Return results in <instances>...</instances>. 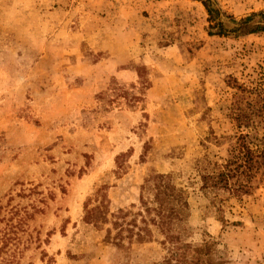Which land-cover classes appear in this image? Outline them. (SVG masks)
<instances>
[{
  "label": "rangeland",
  "instance_id": "obj_1",
  "mask_svg": "<svg viewBox=\"0 0 264 264\" xmlns=\"http://www.w3.org/2000/svg\"><path fill=\"white\" fill-rule=\"evenodd\" d=\"M216 2L237 19L264 10ZM209 26L196 0H0V264H158L155 227L119 248L111 223L83 219L100 189L109 218L141 209L153 172L187 191L186 242L264 264V169L242 201L201 188L240 135L262 146L264 31Z\"/></svg>",
  "mask_w": 264,
  "mask_h": 264
},
{
  "label": "trees",
  "instance_id": "obj_2",
  "mask_svg": "<svg viewBox=\"0 0 264 264\" xmlns=\"http://www.w3.org/2000/svg\"><path fill=\"white\" fill-rule=\"evenodd\" d=\"M200 1L208 13L211 35L243 36L264 31V10L254 12L244 18L237 19L226 14L218 6L216 0ZM226 16L227 22L223 20ZM261 109L264 111V92ZM239 123H243L242 121ZM238 146L231 150L223 169L217 172L201 174V188L207 192L228 194L221 202L236 198L242 201L246 196L253 194L257 188L254 184L258 174L264 169V140L262 146L257 142L256 148L251 146L248 134L237 138ZM117 158H120L118 156ZM145 194H151L146 198ZM99 204L88 207L85 204L84 222L87 224L111 223L107 229L106 240L119 248H126L125 239L131 242L133 228L142 233L143 240L153 237L152 226L163 235L161 243L168 245V255L158 264H223L226 262L218 253L217 242L207 239L199 244L185 241L188 234L187 219V191L177 185L171 173H151L141 185L140 205L136 212L119 209L110 213L108 198L103 189L97 192ZM131 214V218L128 216ZM140 218V219H139ZM139 219V220H138ZM113 230L115 233L113 234Z\"/></svg>",
  "mask_w": 264,
  "mask_h": 264
}]
</instances>
